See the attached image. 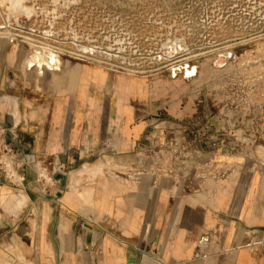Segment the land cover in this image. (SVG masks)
<instances>
[{
  "label": "crops",
  "instance_id": "crops-1",
  "mask_svg": "<svg viewBox=\"0 0 264 264\" xmlns=\"http://www.w3.org/2000/svg\"><path fill=\"white\" fill-rule=\"evenodd\" d=\"M25 44L0 36V126L18 137L34 210L14 264H264V183L239 176L185 195L167 176L157 186L150 174L124 182L114 174L133 163L151 124L142 104L148 87L81 62L39 69ZM96 160L111 172L70 182ZM203 233L212 237V256L194 259Z\"/></svg>",
  "mask_w": 264,
  "mask_h": 264
},
{
  "label": "rangeland",
  "instance_id": "rangeland-1",
  "mask_svg": "<svg viewBox=\"0 0 264 264\" xmlns=\"http://www.w3.org/2000/svg\"><path fill=\"white\" fill-rule=\"evenodd\" d=\"M0 36L29 43L28 60L42 70L81 62L141 80L149 89L146 119L159 133L175 130L180 148L192 149L177 155L195 153L210 178L229 168L226 181L209 183L220 188L239 176L264 183V0H0ZM51 53L59 63L50 64ZM112 167L96 160L70 182ZM207 179L172 181L198 195ZM2 180L0 264H14V245L34 210L25 190Z\"/></svg>",
  "mask_w": 264,
  "mask_h": 264
},
{
  "label": "built area",
  "instance_id": "built-area-1",
  "mask_svg": "<svg viewBox=\"0 0 264 264\" xmlns=\"http://www.w3.org/2000/svg\"><path fill=\"white\" fill-rule=\"evenodd\" d=\"M50 64L52 63L50 62ZM255 106H258L257 102ZM157 127L158 125L155 123H151L148 126L147 130L139 137L135 144L133 152V158L135 159L133 163L122 166L124 168L120 167L114 176L122 178L126 183L132 181L140 183L145 174H150L155 177L153 181L154 186H157L158 179H161L163 176L176 180L183 175L189 178L198 175L204 179L208 178L207 184H212L209 182H213V180L215 184H220V182L226 181L229 177L227 175L229 168L227 167L224 171L217 173V176L212 174L213 178H210L211 171L206 167H199L195 153L189 155L193 158H187V155H177L178 149L182 148H180L175 130L169 128L159 133L157 132ZM7 130L8 128L5 126H0V178L6 180L16 188L26 189L25 172L28 163L22 157L23 153L18 144V137L15 134L9 137ZM200 137L202 138L201 133ZM236 140L233 143L232 149L240 146L241 138L237 137ZM182 150H189L192 153L189 144ZM105 153L104 147L99 154L103 158ZM205 164H209V162ZM62 169L63 164L59 162L57 170ZM65 172V174L69 173V171ZM203 182L205 183L206 181L203 180ZM211 246V235L209 233L201 234L197 240L193 258L199 260L210 258L212 256Z\"/></svg>",
  "mask_w": 264,
  "mask_h": 264
},
{
  "label": "water",
  "instance_id": "water-1",
  "mask_svg": "<svg viewBox=\"0 0 264 264\" xmlns=\"http://www.w3.org/2000/svg\"><path fill=\"white\" fill-rule=\"evenodd\" d=\"M52 55L54 56V58H53ZM56 56H57V55H56L55 53H51V54H50L49 57H51V58H50V61H51L52 64H57V63H59L60 60H59ZM192 69L195 70V74H196V68L193 67ZM174 72H175V73H179V72H181V69H180L179 67H176V68H174Z\"/></svg>",
  "mask_w": 264,
  "mask_h": 264
},
{
  "label": "bare ground",
  "instance_id": "bare-ground-1",
  "mask_svg": "<svg viewBox=\"0 0 264 264\" xmlns=\"http://www.w3.org/2000/svg\"><path fill=\"white\" fill-rule=\"evenodd\" d=\"M217 65H218V66L220 65L218 61H217Z\"/></svg>",
  "mask_w": 264,
  "mask_h": 264
}]
</instances>
